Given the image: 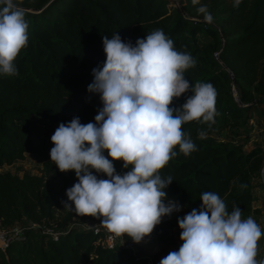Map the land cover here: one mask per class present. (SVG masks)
<instances>
[{
  "label": "trees",
  "instance_id": "obj_1",
  "mask_svg": "<svg viewBox=\"0 0 264 264\" xmlns=\"http://www.w3.org/2000/svg\"><path fill=\"white\" fill-rule=\"evenodd\" d=\"M25 12L28 42L14 60L18 74H0V222L12 226L37 222L63 229L57 239L27 230L21 240L0 248V264H140L120 249H109L92 229L71 226L83 220L65 207L66 190L78 178L74 170L61 172L50 158L51 136L60 123L79 117L81 124L95 123L102 109L99 93L89 92L92 69L106 60L103 36L118 33L123 42L135 46L162 30L178 52L188 53L195 66L185 73L190 88L174 98L179 108L193 95L191 86L210 82L217 93L215 122L182 125L185 138L196 150L177 153L160 170L171 176L164 189L179 211L161 218L156 226L179 228L178 218L199 210L201 195L220 196L231 214L241 209V218L252 217L254 180L264 165V151L256 145L248 150L249 121L258 105H264V0H14ZM206 6V13L198 11ZM204 132L205 138H199ZM26 154L41 160L38 173L19 175L1 170ZM108 159L107 150L103 153ZM117 174L129 168L113 160ZM98 179L106 174L91 169ZM71 203V202H69ZM102 218V217H101ZM155 226V227H156ZM154 227V228H155ZM182 230V229H180ZM123 237L131 240L126 234ZM146 263V262H144Z\"/></svg>",
  "mask_w": 264,
  "mask_h": 264
},
{
  "label": "clouds",
  "instance_id": "obj_2",
  "mask_svg": "<svg viewBox=\"0 0 264 264\" xmlns=\"http://www.w3.org/2000/svg\"><path fill=\"white\" fill-rule=\"evenodd\" d=\"M240 3L234 0L233 7ZM198 11L206 13V6ZM211 19L206 13L205 20ZM27 30L24 10L14 0H0V74H18L13 62L27 45ZM102 42L106 60L92 69L88 91L100 94L103 107L95 123L81 124L79 117L60 123L51 136L50 158L61 172L74 170L78 178L66 190L65 207L79 216L102 217L101 224L115 237L126 234L140 242L163 216L180 210L177 202L164 203V189L173 178L162 179L160 170L177 154L176 146L186 156L196 150L182 125L198 121L211 126L217 93L210 82H198L181 107H170L189 90L184 73L195 60L178 52L162 30L138 38L135 46L118 33L111 39L103 36ZM113 160H122L131 170L117 174ZM91 169L108 179H98ZM200 199L199 210L178 218L183 241L179 250L159 264H264L255 259L264 235L256 221L242 219L239 207L229 214L216 193L205 192Z\"/></svg>",
  "mask_w": 264,
  "mask_h": 264
},
{
  "label": "rangeland",
  "instance_id": "obj_3",
  "mask_svg": "<svg viewBox=\"0 0 264 264\" xmlns=\"http://www.w3.org/2000/svg\"><path fill=\"white\" fill-rule=\"evenodd\" d=\"M179 2V0H176ZM41 166V160L34 154H26L23 159H20L10 165H4L1 170L10 171L19 175L25 171L31 173H38ZM23 223V222H21ZM73 225V224H72ZM73 226H81L79 223ZM182 230L177 228H167L156 226L153 232L145 236L140 242L131 241L135 245L136 254L140 261H150L151 264H159L160 260L166 257L172 251H178L183 241L180 239ZM259 248H261L258 241V249L256 260L259 259ZM141 262L140 264H145ZM86 264V263H83Z\"/></svg>",
  "mask_w": 264,
  "mask_h": 264
},
{
  "label": "built area",
  "instance_id": "obj_4",
  "mask_svg": "<svg viewBox=\"0 0 264 264\" xmlns=\"http://www.w3.org/2000/svg\"><path fill=\"white\" fill-rule=\"evenodd\" d=\"M173 4L177 7H180L178 1L173 0ZM264 169V165L262 167ZM102 218L91 221V220H83L79 222L82 228L92 229L94 234H99L102 237V244L109 249H120L124 250L127 253L134 256L135 260H140L138 255L136 254L135 245L131 240H127L122 236L115 237L112 233H110L102 224ZM77 224V223H72ZM71 224V226H73ZM27 230H33L37 234H47L51 236L53 239H57L59 234H61L63 229L53 228L50 226H46L43 223L37 222H23L16 223L12 226H3L0 222V248L4 249L10 242L15 240H21ZM264 244V241H263ZM264 246V245H263ZM263 253V252H262ZM258 262L261 260H257ZM145 264H151L149 260L146 261Z\"/></svg>",
  "mask_w": 264,
  "mask_h": 264
},
{
  "label": "crops",
  "instance_id": "obj_5",
  "mask_svg": "<svg viewBox=\"0 0 264 264\" xmlns=\"http://www.w3.org/2000/svg\"><path fill=\"white\" fill-rule=\"evenodd\" d=\"M251 127L249 134L250 140L244 146L248 150L256 145L260 146L264 151V105H258L249 121ZM254 202L253 208L258 219V225L264 232V169L262 168L254 180ZM264 235L259 240L261 248H259V259L264 261ZM263 252V253H262Z\"/></svg>",
  "mask_w": 264,
  "mask_h": 264
}]
</instances>
